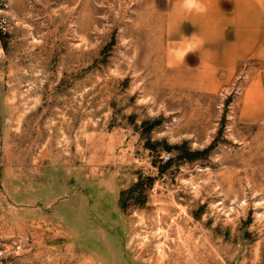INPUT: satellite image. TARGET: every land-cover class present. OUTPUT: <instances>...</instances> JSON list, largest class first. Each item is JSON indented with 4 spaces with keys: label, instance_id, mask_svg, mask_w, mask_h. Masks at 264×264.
Masks as SVG:
<instances>
[{
    "label": "rangeland",
    "instance_id": "374dc122",
    "mask_svg": "<svg viewBox=\"0 0 264 264\" xmlns=\"http://www.w3.org/2000/svg\"><path fill=\"white\" fill-rule=\"evenodd\" d=\"M161 1L0 0V264H264L257 63L178 83Z\"/></svg>",
    "mask_w": 264,
    "mask_h": 264
},
{
    "label": "crops",
    "instance_id": "0c3cea01",
    "mask_svg": "<svg viewBox=\"0 0 264 264\" xmlns=\"http://www.w3.org/2000/svg\"><path fill=\"white\" fill-rule=\"evenodd\" d=\"M206 9L184 8V0H162L164 58L178 71V83L218 91L229 82L236 63H257L237 95V113L264 122V0H199ZM187 52L185 55L184 53Z\"/></svg>",
    "mask_w": 264,
    "mask_h": 264
},
{
    "label": "trees",
    "instance_id": "16d2710c",
    "mask_svg": "<svg viewBox=\"0 0 264 264\" xmlns=\"http://www.w3.org/2000/svg\"><path fill=\"white\" fill-rule=\"evenodd\" d=\"M156 142H158V141L152 142V141H150L149 139H146L145 142H144V145H145L147 148H153L154 143H156ZM163 144H165V143H163ZM163 147L166 148V149H169V148H172V147H174V148H178L179 145H177V144H176V145H167V144H165V145H163ZM186 152H187V154H192V153H194L195 151H194V150H187ZM180 155H182V151H181ZM167 162H168V159H167V160H164L162 164H163V165H166ZM145 179H146L147 183L149 184V183L151 182L152 177H151V176H146ZM142 182H143V181H142L140 178L137 179V180H135V181L131 184V186L129 187V189H127V191L138 190ZM140 202H142V201H140Z\"/></svg>",
    "mask_w": 264,
    "mask_h": 264
},
{
    "label": "clouds",
    "instance_id": "9594fccd",
    "mask_svg": "<svg viewBox=\"0 0 264 264\" xmlns=\"http://www.w3.org/2000/svg\"><path fill=\"white\" fill-rule=\"evenodd\" d=\"M184 8L188 11H191L193 8L198 12L206 11V9L199 4V0H184ZM186 53L187 52H185L184 55Z\"/></svg>",
    "mask_w": 264,
    "mask_h": 264
}]
</instances>
